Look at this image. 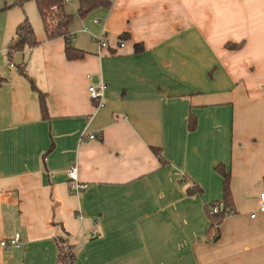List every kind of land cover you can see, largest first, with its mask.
Segmentation results:
<instances>
[{
    "label": "crops",
    "instance_id": "0c3cea01",
    "mask_svg": "<svg viewBox=\"0 0 264 264\" xmlns=\"http://www.w3.org/2000/svg\"><path fill=\"white\" fill-rule=\"evenodd\" d=\"M106 1L84 17L65 1L83 54L69 61L34 0H0V241L21 238L0 264H57L61 243L70 264H264V214L250 218L264 193V0ZM25 19L37 45L10 61ZM100 83L97 107L87 90ZM218 165L234 213L216 233L205 207L222 200Z\"/></svg>",
    "mask_w": 264,
    "mask_h": 264
},
{
    "label": "trees",
    "instance_id": "16d2710c",
    "mask_svg": "<svg viewBox=\"0 0 264 264\" xmlns=\"http://www.w3.org/2000/svg\"><path fill=\"white\" fill-rule=\"evenodd\" d=\"M23 0H17L18 3H22ZM41 16V20L43 22L45 33L48 39L56 38V37H64L66 40L65 46V56L67 60H75L83 57L81 52L73 49L70 45L71 37L67 38L66 30L69 24L71 23V16L66 15L63 11V5L65 0H34ZM110 3L106 0H79V9L78 14L80 17H84L89 11L99 8V7H109ZM55 7L54 11H51V8ZM37 45V41L35 40L34 33L32 27L27 19H25L22 23H20L15 30V37L11 41V43L7 47V57L11 61V57L14 53H22L26 49L33 48ZM226 47L228 49H236L237 45L227 44ZM135 52L138 53L142 50L140 45H135ZM19 74L27 77L25 72L24 64L18 68H16ZM34 90H36L33 87ZM39 97V104L42 117L45 118L47 114L46 108V95L37 91ZM195 118L193 115H189L188 117V130L193 131L195 129ZM153 151L158 154L157 149H153ZM215 170L221 175L223 178V196L220 202H213L210 205L205 207L207 215L210 220V229L216 230L218 233V228L223 221V219L234 213L233 202L231 198V192L229 188L230 175L229 172H226L223 165L216 166ZM196 192H201L199 187L193 184L190 188L187 189V193L189 195H193ZM218 208L216 212L214 209ZM218 239L217 234L214 237V240ZM60 244L59 252L57 256V264H70L74 259V247L68 245L67 251H65V246Z\"/></svg>",
    "mask_w": 264,
    "mask_h": 264
},
{
    "label": "built area",
    "instance_id": "2783aa9c",
    "mask_svg": "<svg viewBox=\"0 0 264 264\" xmlns=\"http://www.w3.org/2000/svg\"><path fill=\"white\" fill-rule=\"evenodd\" d=\"M65 1H68V0H65ZM55 9H56L55 7H52L51 11H54ZM94 40L98 43L99 50H102L107 47L104 37L97 36V37H94ZM121 46L122 44H120V47ZM10 67L14 68V65L11 63ZM105 91H106V85L102 83L89 86L87 90L90 100L95 102L97 104V107H100L103 105ZM89 139H100V136L96 137L95 135H89ZM67 176H68V189L71 194L79 195L80 193L84 192L87 189V185L78 180V170L76 166H71L69 168V170L67 171ZM258 202H259L258 209L255 213L250 215L251 219H255L258 214H264V193L259 194ZM217 210L218 208L214 209V212H216ZM78 218L81 220V216H78ZM82 235L84 236L85 233L82 232ZM87 235L89 239H95L98 236V232L96 230H93ZM20 240H21L20 235L14 234L12 238L0 241V249L8 250L12 248H19ZM62 245L65 246V251H67L68 245L65 243H63Z\"/></svg>",
    "mask_w": 264,
    "mask_h": 264
}]
</instances>
